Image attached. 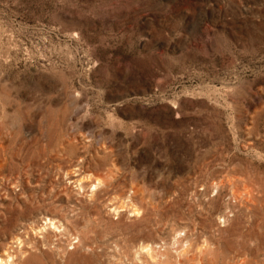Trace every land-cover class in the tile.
<instances>
[{
    "label": "rangeland",
    "instance_id": "obj_1",
    "mask_svg": "<svg viewBox=\"0 0 264 264\" xmlns=\"http://www.w3.org/2000/svg\"><path fill=\"white\" fill-rule=\"evenodd\" d=\"M0 264H264V0H0Z\"/></svg>",
    "mask_w": 264,
    "mask_h": 264
},
{
    "label": "bare ground",
    "instance_id": "obj_2",
    "mask_svg": "<svg viewBox=\"0 0 264 264\" xmlns=\"http://www.w3.org/2000/svg\"><path fill=\"white\" fill-rule=\"evenodd\" d=\"M97 182H99V181H97ZM100 183H101V182H99V185H101V184H102V183H101V184H100ZM97 185H98V184H97ZM95 186H96V185H95ZM136 211H137V210H136ZM136 211H135V212H136ZM137 212H138V211H137ZM53 225H54V224H53ZM2 260H3V259H1V261H2Z\"/></svg>",
    "mask_w": 264,
    "mask_h": 264
}]
</instances>
